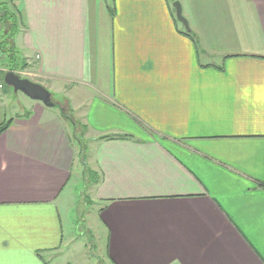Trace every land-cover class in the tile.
<instances>
[{
	"label": "crops",
	"instance_id": "obj_1",
	"mask_svg": "<svg viewBox=\"0 0 264 264\" xmlns=\"http://www.w3.org/2000/svg\"><path fill=\"white\" fill-rule=\"evenodd\" d=\"M179 1L194 40L173 0L3 1L28 79L83 90L89 140L85 166L59 108L11 117L0 264H58L87 166L111 264H264V0Z\"/></svg>",
	"mask_w": 264,
	"mask_h": 264
},
{
	"label": "rangeland",
	"instance_id": "obj_2",
	"mask_svg": "<svg viewBox=\"0 0 264 264\" xmlns=\"http://www.w3.org/2000/svg\"><path fill=\"white\" fill-rule=\"evenodd\" d=\"M3 1L7 0H0V2ZM178 22L180 27L185 30L182 23L180 21ZM19 56V67L11 71L16 72L23 78H28L27 76L30 70V63L24 59L22 54ZM24 62L26 63L25 66H23ZM8 63V57H6L5 54L0 53V83L4 84L3 88L0 89V118L2 116L3 119L6 118V120L11 119V117H15V114L21 111L22 106H27V102H33L31 98H28V96L24 93L20 91L16 92L14 88L5 83V73L10 71ZM73 91L75 93L72 95L66 94V91L65 94L52 93V98L55 102L61 105L63 108V114L68 116L66 118L73 126L72 132L75 138V143L77 139L82 145L80 149V143H77L78 150L82 153V162L86 166L87 158L85 157L83 151H85L84 147H86L88 143L87 140H89L87 136V126L85 124L82 111L74 109V107L77 106L83 98V90L81 87H76ZM54 109L58 110L56 107ZM77 174H80V177L78 176V179H75L74 181V184L76 185L74 189L75 204L70 207V219L74 226L73 231H75L76 240L63 249L64 252L60 255V260L56 263L65 264L71 262L70 264H111L106 255L107 240L103 238L101 234L99 235L95 228L93 230L91 228V226H93L92 222L99 220L100 208L99 203L96 202V200L94 201L92 196L93 194L91 192L93 179L90 178V175L93 174V172H91L87 166L85 169L84 167L79 169ZM89 221L91 222L90 225H88Z\"/></svg>",
	"mask_w": 264,
	"mask_h": 264
},
{
	"label": "trees",
	"instance_id": "obj_3",
	"mask_svg": "<svg viewBox=\"0 0 264 264\" xmlns=\"http://www.w3.org/2000/svg\"><path fill=\"white\" fill-rule=\"evenodd\" d=\"M176 0H173V2ZM114 14L113 9L111 10ZM175 21L179 24L175 14ZM21 29V20L19 10H17L14 4L10 2H0V53L5 54L8 57L9 70H14L19 67V55L20 50L15 44V38ZM184 34L190 36L193 40L195 39L192 32H187L184 29ZM19 62V63H18ZM25 62L23 66H25ZM221 69L223 67H220ZM6 74V73H5ZM65 117H68L64 114ZM12 124V119L5 120L0 124V135L7 130ZM106 138V136H104ZM108 138V137H107Z\"/></svg>",
	"mask_w": 264,
	"mask_h": 264
},
{
	"label": "water",
	"instance_id": "obj_4",
	"mask_svg": "<svg viewBox=\"0 0 264 264\" xmlns=\"http://www.w3.org/2000/svg\"><path fill=\"white\" fill-rule=\"evenodd\" d=\"M173 7L175 9L176 18L182 23L187 32H192L187 18L183 14V7L180 1H174ZM5 83L16 92H22L31 99L43 102L48 107H57L63 114V108L52 98L51 91L44 85L34 82L28 78H23L14 71H8L4 77ZM64 115V114H63Z\"/></svg>",
	"mask_w": 264,
	"mask_h": 264
},
{
	"label": "built area",
	"instance_id": "obj_5",
	"mask_svg": "<svg viewBox=\"0 0 264 264\" xmlns=\"http://www.w3.org/2000/svg\"><path fill=\"white\" fill-rule=\"evenodd\" d=\"M3 86H4V84L0 83V89H2V88H3Z\"/></svg>",
	"mask_w": 264,
	"mask_h": 264
}]
</instances>
